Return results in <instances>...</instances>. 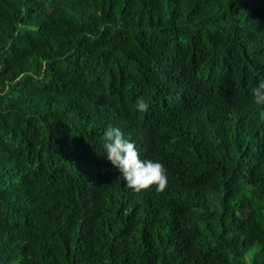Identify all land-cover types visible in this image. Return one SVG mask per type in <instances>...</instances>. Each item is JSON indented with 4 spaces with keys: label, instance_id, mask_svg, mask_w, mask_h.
<instances>
[{
    "label": "trees",
    "instance_id": "trees-1",
    "mask_svg": "<svg viewBox=\"0 0 264 264\" xmlns=\"http://www.w3.org/2000/svg\"><path fill=\"white\" fill-rule=\"evenodd\" d=\"M261 81L264 0H0V264H264Z\"/></svg>",
    "mask_w": 264,
    "mask_h": 264
},
{
    "label": "clouds",
    "instance_id": "clouds-1",
    "mask_svg": "<svg viewBox=\"0 0 264 264\" xmlns=\"http://www.w3.org/2000/svg\"><path fill=\"white\" fill-rule=\"evenodd\" d=\"M254 102L264 105V81L253 89ZM136 107L146 112L149 104L139 98ZM103 149L107 160L118 169L126 186L136 193L155 187L157 192H164L168 185L167 168L162 162L142 159L140 151L130 138L125 137L120 128L108 125L103 133Z\"/></svg>",
    "mask_w": 264,
    "mask_h": 264
},
{
    "label": "rangeland",
    "instance_id": "rangeland-1",
    "mask_svg": "<svg viewBox=\"0 0 264 264\" xmlns=\"http://www.w3.org/2000/svg\"><path fill=\"white\" fill-rule=\"evenodd\" d=\"M257 249V246H255V247H253L251 250V252H253L254 250H256ZM250 257H251V255L250 254H247L246 256H245V259L247 260V262H248V260L250 259ZM242 264V263H241Z\"/></svg>",
    "mask_w": 264,
    "mask_h": 264
}]
</instances>
